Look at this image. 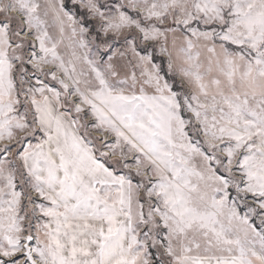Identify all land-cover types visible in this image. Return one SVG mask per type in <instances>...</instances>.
I'll return each mask as SVG.
<instances>
[{"label":"snow or ice","instance_id":"snow-or-ice-1","mask_svg":"<svg viewBox=\"0 0 264 264\" xmlns=\"http://www.w3.org/2000/svg\"><path fill=\"white\" fill-rule=\"evenodd\" d=\"M0 264H264V0H0Z\"/></svg>","mask_w":264,"mask_h":264}]
</instances>
